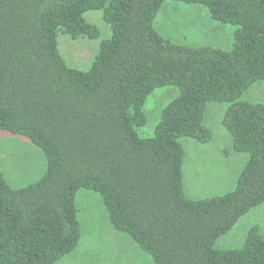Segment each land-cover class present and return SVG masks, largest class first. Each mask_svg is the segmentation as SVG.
Wrapping results in <instances>:
<instances>
[{"label": "trees", "instance_id": "trees-1", "mask_svg": "<svg viewBox=\"0 0 264 264\" xmlns=\"http://www.w3.org/2000/svg\"><path fill=\"white\" fill-rule=\"evenodd\" d=\"M170 1L234 27L230 49L162 37L153 23ZM88 11L101 12L110 38L82 71L65 64L56 39H98ZM260 81L264 0H0V132L27 139L46 161L41 179L23 188L0 173V264H56L71 254L81 238L79 190L97 194L110 227L153 264H264L256 226L240 248H214L264 204V104L239 100ZM163 87L177 95L142 138L146 99ZM209 103L227 104L222 126L247 159L233 190L189 200L179 140H211Z\"/></svg>", "mask_w": 264, "mask_h": 264}, {"label": "rangeland", "instance_id": "rangeland-1", "mask_svg": "<svg viewBox=\"0 0 264 264\" xmlns=\"http://www.w3.org/2000/svg\"><path fill=\"white\" fill-rule=\"evenodd\" d=\"M86 22L95 25L98 39L79 37L71 39L58 33L57 49L65 64L71 68L89 69L100 41L110 38V30L103 22L100 11L84 14ZM155 30L170 41L192 47L211 46L229 50L234 27L219 24L206 17L196 5L170 1L161 7L154 20ZM177 95L172 87L155 90L146 99L143 114L145 125L137 132L140 137L153 136L162 109ZM264 104V81L252 85L239 99ZM227 104L209 103L205 107L203 125L211 132V140L197 143L182 138L184 151L182 183L185 197L200 200L220 196L234 188V183L247 155L232 150L229 134L222 126ZM46 161L40 149L27 139L0 132V173L13 189L23 188L41 179ZM81 238L77 248L56 264H153L127 236L115 232L109 225L101 198L90 191L79 190L75 197ZM258 227L264 237V204L249 211L234 227L219 238L216 250L240 248L251 227Z\"/></svg>", "mask_w": 264, "mask_h": 264}, {"label": "crops", "instance_id": "crops-1", "mask_svg": "<svg viewBox=\"0 0 264 264\" xmlns=\"http://www.w3.org/2000/svg\"><path fill=\"white\" fill-rule=\"evenodd\" d=\"M242 169V168H241ZM241 171V170H240ZM239 174V173H238ZM238 176V175H237ZM237 178V177H236ZM235 184V183H234ZM215 197V196H214ZM260 232V231H259ZM261 233V232H260Z\"/></svg>", "mask_w": 264, "mask_h": 264}]
</instances>
